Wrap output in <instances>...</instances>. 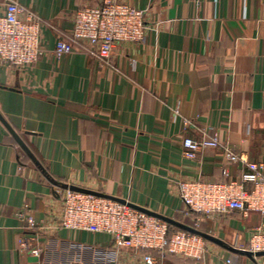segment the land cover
<instances>
[{"label":"crops","instance_id":"1","mask_svg":"<svg viewBox=\"0 0 264 264\" xmlns=\"http://www.w3.org/2000/svg\"><path fill=\"white\" fill-rule=\"evenodd\" d=\"M15 1L24 19L40 18L45 53L30 66L0 65V264H146L143 251L119 250L108 234L50 229L68 186L201 233L202 259L161 264H264V249L249 251L264 214L190 215L179 187L247 169L213 147L186 158L188 136H217L245 160L264 161V0H121L145 11L146 37L116 44L110 62L82 43L54 53L74 14L103 0ZM28 210L35 229L22 220ZM36 235L40 256L21 246Z\"/></svg>","mask_w":264,"mask_h":264},{"label":"built area","instance_id":"2","mask_svg":"<svg viewBox=\"0 0 264 264\" xmlns=\"http://www.w3.org/2000/svg\"><path fill=\"white\" fill-rule=\"evenodd\" d=\"M25 13L26 7L15 0L9 1L0 12V65L30 66L45 53L41 20L30 13L24 19L22 15ZM145 37L143 9L121 0H103L101 5L82 7L74 14L71 33L57 40L54 53L60 58L72 53L76 43H82L90 54L110 62L116 44L142 42ZM183 146L184 156L188 159H197L204 149L213 147L223 150L229 162L244 161L247 165L237 179L182 180L180 196L188 214L232 211L244 215L250 211L264 214V161L245 160L217 136H188L184 138ZM21 217L31 229L40 225L29 210L21 213ZM50 229L108 234L119 250L145 251L143 259L146 264H161L170 255L200 260L207 250L206 241L200 234L183 229L170 233L168 221L133 206L127 200L77 191L69 186L63 192L59 220ZM263 230L257 227L252 233L249 251L253 254L264 249ZM40 242L41 237L36 235L26 238L21 246L40 256Z\"/></svg>","mask_w":264,"mask_h":264},{"label":"water","instance_id":"3","mask_svg":"<svg viewBox=\"0 0 264 264\" xmlns=\"http://www.w3.org/2000/svg\"><path fill=\"white\" fill-rule=\"evenodd\" d=\"M70 188L73 189V190H77V191H83V192H89V193H95V194H98V195H103V194H100V193H96V192L89 191V190H84V189H81V188H76V187H73V186H70ZM103 196H104V195H103ZM121 201H124V200H121ZM133 206L138 207V208L142 209L143 211H146V212H148V213H150V214H152V215H155V216L161 217V218L165 219L166 221H168L169 223L172 222V220H170L169 218H167V217H165V216H163V215H161V214H158V213H156V212L150 211V210H148V209H146V208H143V207L137 206V205H135V204H133ZM184 230H187V231H191V232H194V233L201 234L198 230H196V229H192V228H186V229H184Z\"/></svg>","mask_w":264,"mask_h":264},{"label":"trees","instance_id":"4","mask_svg":"<svg viewBox=\"0 0 264 264\" xmlns=\"http://www.w3.org/2000/svg\"><path fill=\"white\" fill-rule=\"evenodd\" d=\"M173 231H174V230H172L171 225H170V233L173 232ZM143 252H145V251H143ZM170 256H171V255H170Z\"/></svg>","mask_w":264,"mask_h":264}]
</instances>
